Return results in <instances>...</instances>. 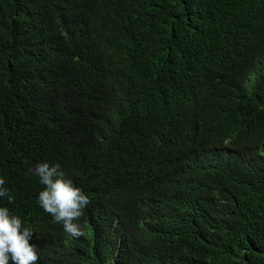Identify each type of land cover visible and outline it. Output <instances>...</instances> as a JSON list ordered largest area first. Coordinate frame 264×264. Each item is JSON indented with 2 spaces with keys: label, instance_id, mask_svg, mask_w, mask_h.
Returning a JSON list of instances; mask_svg holds the SVG:
<instances>
[{
  "label": "trees",
  "instance_id": "obj_1",
  "mask_svg": "<svg viewBox=\"0 0 264 264\" xmlns=\"http://www.w3.org/2000/svg\"><path fill=\"white\" fill-rule=\"evenodd\" d=\"M183 138L196 160L164 197L127 191L133 165ZM23 155L70 178L92 157L121 198L112 228L51 225L37 264H264V0H0L6 185Z\"/></svg>",
  "mask_w": 264,
  "mask_h": 264
},
{
  "label": "clouds",
  "instance_id": "obj_2",
  "mask_svg": "<svg viewBox=\"0 0 264 264\" xmlns=\"http://www.w3.org/2000/svg\"><path fill=\"white\" fill-rule=\"evenodd\" d=\"M14 147L19 151L16 144ZM195 160L190 140L176 139L170 151L161 156L160 167L153 162H139L128 170L127 191L145 201L160 199L165 195L168 175L191 168ZM21 168H26L36 178L37 191L28 192L31 185L25 186L17 175ZM98 172L99 167L92 157L79 159L73 178L67 176L59 164L28 162L25 155L16 160L9 183L6 185L0 177V264H37L36 241L53 224L71 239L85 237L90 224L99 229L114 227L119 220L121 198L115 186L98 180ZM16 193L23 194L32 206L33 212L27 214L32 217L31 222L24 221L4 205L7 198L13 202L12 194ZM55 244L57 240L52 247ZM111 263L115 261L111 259Z\"/></svg>",
  "mask_w": 264,
  "mask_h": 264
}]
</instances>
